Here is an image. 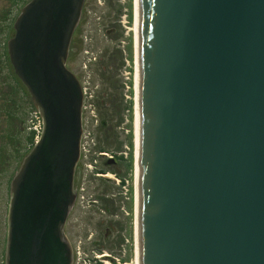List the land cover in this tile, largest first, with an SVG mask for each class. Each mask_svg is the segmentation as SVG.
Listing matches in <instances>:
<instances>
[{
  "label": "water",
  "instance_id": "water-1",
  "mask_svg": "<svg viewBox=\"0 0 264 264\" xmlns=\"http://www.w3.org/2000/svg\"><path fill=\"white\" fill-rule=\"evenodd\" d=\"M84 0H30L7 49L41 120L11 181L5 264H71ZM136 264H264V0H136Z\"/></svg>",
  "mask_w": 264,
  "mask_h": 264
},
{
  "label": "flooded vegetation",
  "instance_id": "flooded-vegetation-1",
  "mask_svg": "<svg viewBox=\"0 0 264 264\" xmlns=\"http://www.w3.org/2000/svg\"><path fill=\"white\" fill-rule=\"evenodd\" d=\"M29 1L0 0V68L5 67L11 71V74L4 75L8 85L0 93L2 113L5 117H11L15 111H20L25 117L29 115V123L33 125H29L30 129L25 128L23 135H9L4 153L0 154V167L4 175L0 213V264H5L11 181L39 140L42 130L40 114L27 87L14 75L7 49L8 40L15 35L14 22ZM75 33L76 27L65 61L69 70L70 60L76 50L72 46L76 39ZM84 112L82 107L79 154L72 174V191L75 196L62 225V232L71 247V264H134L136 210L133 180L130 178L129 183L119 166L124 162L119 155L126 156L128 153H109L105 146L96 148V142L90 138L91 149L87 154V133L90 132L85 133ZM84 148L87 155L83 153ZM134 154L136 160V150ZM108 167H115L116 171L112 172Z\"/></svg>",
  "mask_w": 264,
  "mask_h": 264
},
{
  "label": "rangeland",
  "instance_id": "rangeland-1",
  "mask_svg": "<svg viewBox=\"0 0 264 264\" xmlns=\"http://www.w3.org/2000/svg\"><path fill=\"white\" fill-rule=\"evenodd\" d=\"M129 1L84 0L76 25V39L72 44L76 50L70 60V67L86 91L84 126L85 133L90 132L87 133V154L91 149L90 138L96 142V148L105 146L109 153L117 151L121 154L126 150L128 155H119L121 160H124L119 166L123 170L124 178L130 183L134 178L133 151L126 149V146L129 148L132 146L134 117L132 90L128 87L130 76L128 68L133 67L132 58H128L130 38L133 36V23H129L127 17ZM8 74H11L8 68H0V93L7 88L8 80L4 75ZM0 107V154H2L9 135L13 137L23 135L25 128L30 129L29 125H33L29 123V115L25 117L22 112L13 111V116L5 117L2 113V103ZM83 153L85 154V148ZM108 168H111L112 172L116 171L115 167ZM3 180L4 175L0 167V213Z\"/></svg>",
  "mask_w": 264,
  "mask_h": 264
},
{
  "label": "bare ground",
  "instance_id": "bare-ground-1",
  "mask_svg": "<svg viewBox=\"0 0 264 264\" xmlns=\"http://www.w3.org/2000/svg\"><path fill=\"white\" fill-rule=\"evenodd\" d=\"M134 4H135V6H134V11H135V14H134V17H135V20H134V24H133V31L135 32L134 33V37H136V38H134L135 40H134V45H135V47H136V39H137V30H136V28H137V10H136V0H134ZM134 47V56H133V59H134V75H133V79H134V81H135V83H134V90L136 91V93H134V96H136V97H134V99H135V101H134V112H133V125H134V141H135V143H136V137H137V90H138V74H137V60H136V48ZM135 128H136V131H135ZM135 150H136V144H135ZM133 164L135 165L136 164V160H135V154L133 155ZM135 196H136V194H135ZM135 214H136V211H135ZM134 239H135V237H134ZM135 248H136V246H135ZM133 261H134V264H136V259H135V251H134V259H133Z\"/></svg>",
  "mask_w": 264,
  "mask_h": 264
},
{
  "label": "trees",
  "instance_id": "trees-1",
  "mask_svg": "<svg viewBox=\"0 0 264 264\" xmlns=\"http://www.w3.org/2000/svg\"><path fill=\"white\" fill-rule=\"evenodd\" d=\"M130 7V4H129ZM129 19H131V11L129 10ZM128 58H131V45L129 46V53H128Z\"/></svg>",
  "mask_w": 264,
  "mask_h": 264
}]
</instances>
